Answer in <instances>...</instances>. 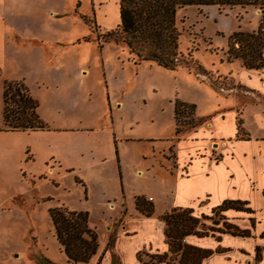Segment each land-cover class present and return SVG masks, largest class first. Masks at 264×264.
Wrapping results in <instances>:
<instances>
[{
	"label": "rangeland",
	"instance_id": "1",
	"mask_svg": "<svg viewBox=\"0 0 264 264\" xmlns=\"http://www.w3.org/2000/svg\"><path fill=\"white\" fill-rule=\"evenodd\" d=\"M117 1L0 0V264H74L66 260L48 216V208L60 205L86 211L87 224L97 235L95 254L75 264L101 260L103 251L110 249L108 240L124 230L126 218L133 230L138 229L131 215L136 212L135 196L150 199L156 213L163 211L172 195V180L157 166V160L166 158L167 167L173 162L170 147H163L168 139L151 142L139 136H169L172 95L193 102L197 115L210 110V86L199 79L217 91L233 84L229 75L213 68L200 66L199 79L192 73L198 70L192 53L197 46L194 40L184 45L187 34L179 20L196 32V54L204 66H211L223 44L213 34L215 23L207 9L189 4L176 10V26L182 32L179 63L166 69L137 59L124 42L96 38L118 22ZM255 5L261 12L262 5ZM80 15L93 23L87 25ZM206 41L216 48L203 50ZM4 79L21 80L27 86L47 125L85 128L2 129ZM107 89L109 99L120 101L111 103ZM179 119L176 136L188 130L189 117L179 115ZM189 214L197 217V230L229 231L224 224L232 223L221 211ZM145 251L149 252L139 253L141 261L149 260ZM178 252H167L169 261H176Z\"/></svg>",
	"mask_w": 264,
	"mask_h": 264
},
{
	"label": "crops",
	"instance_id": "2",
	"mask_svg": "<svg viewBox=\"0 0 264 264\" xmlns=\"http://www.w3.org/2000/svg\"><path fill=\"white\" fill-rule=\"evenodd\" d=\"M199 7L207 9L206 12L211 15L215 23L213 34L222 38L223 46L219 48L218 59L216 62H211V66H204L199 55L196 54L199 47L196 32L190 30V25L185 26L182 20H179L180 28L183 26L187 34L184 45L194 40L197 47L192 53L200 66L203 69L213 68L218 73L229 75L233 84L225 91H217L205 79L196 76L198 71L192 72L196 78L210 86L209 92L213 96L212 110H205L203 115L194 112V117L202 121L186 130L181 136L174 134V120L168 125L172 127V131L167 137L139 136L151 142L168 139L163 147L165 149L168 147V150L170 147L169 152H172L173 162L167 167L168 160L165 158L161 163L157 160V166L172 180V195L168 205L161 212L145 215L135 209L136 212L131 215L137 220V230H133V225L125 217L124 230L114 231L110 249L103 251L101 260L95 257L97 260L92 264H110L111 254L116 259L114 264H143L144 261L136 255L138 252L148 250L149 252L144 253L147 255L167 248L163 234L164 223L159 218L162 212L172 207H189L195 215H202L212 212V208L223 199L246 201L245 206L250 208L248 211L228 207L221 212L234 223L233 225L239 229H247L248 233L208 230L202 235L185 234L182 238L183 242L211 249L208 255L202 257L200 264H264V194L262 192L264 190V67H245L237 58L227 60L224 53L229 33L238 29L243 31L257 29L260 9L251 3L196 6ZM178 40L180 45V38ZM210 43L206 41L203 50L216 48ZM247 94H252L253 98L246 99L244 95ZM106 97L111 103L120 101V98L113 96L109 99L108 89ZM174 98L175 95H172L168 104L172 119ZM179 99L190 102L183 98ZM237 118L240 119V133H237L236 128ZM84 128L79 125H48L47 129L20 131L65 132ZM112 134L114 135L113 132ZM125 138L130 137L125 136ZM170 139L172 142L168 145ZM49 157L53 158V155ZM255 158L258 159L257 162ZM53 160L59 165L56 159ZM259 197L262 201H255ZM152 264L178 263L159 261Z\"/></svg>",
	"mask_w": 264,
	"mask_h": 264
},
{
	"label": "trees",
	"instance_id": "3",
	"mask_svg": "<svg viewBox=\"0 0 264 264\" xmlns=\"http://www.w3.org/2000/svg\"><path fill=\"white\" fill-rule=\"evenodd\" d=\"M258 3L262 5L260 19L255 31L234 30L227 35L225 57L227 60L237 58L240 64L248 68L264 67V55L261 48L264 44V0H118V22L96 34L102 41L112 40L124 42L139 60L153 61L156 65L166 69H174L179 63L180 52L177 50L180 30L176 26L175 12L178 8L193 4L232 5ZM87 25L93 23L85 15H80ZM87 40L86 38H84ZM199 70L200 65L196 63ZM37 101L29 93L27 86L21 80L4 79L1 85V122L2 129L32 130L47 129L48 125L36 112ZM195 105L179 98L173 100L174 134L180 132L179 115L189 117L188 129L201 122L194 117ZM237 133L241 132L240 119L236 120ZM264 194V190H262ZM246 201L239 199H223L212 208V212L221 211L228 207L240 210H250L245 206ZM134 208L149 215L152 202L143 196L134 197ZM189 207H172L160 214L164 221V240L167 248L161 252L147 253L149 260L143 264H152L159 261H169L167 252H178V264H200L202 257L208 255L211 249L181 242L185 234L195 233L202 235L208 230L218 228L205 227L200 230L194 228L197 217L190 215ZM48 216L53 228V234L63 251L66 260L70 263L86 262L98 246L95 231L87 224V213L82 210L67 209L64 206L48 208ZM224 222V221H223ZM229 227H232L229 229ZM224 228L232 233L247 234V229H239L232 223L224 224ZM111 244L108 240L107 246ZM139 258V252L136 254ZM114 255L111 254L110 264H114ZM173 259V258H172Z\"/></svg>",
	"mask_w": 264,
	"mask_h": 264
},
{
	"label": "built area",
	"instance_id": "4",
	"mask_svg": "<svg viewBox=\"0 0 264 264\" xmlns=\"http://www.w3.org/2000/svg\"><path fill=\"white\" fill-rule=\"evenodd\" d=\"M261 54L264 55V44H263V46L261 48Z\"/></svg>",
	"mask_w": 264,
	"mask_h": 264
}]
</instances>
